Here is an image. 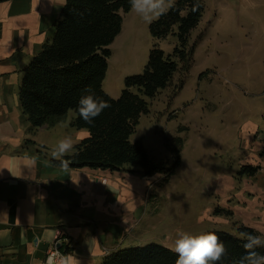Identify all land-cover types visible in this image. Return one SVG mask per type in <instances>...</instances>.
Here are the masks:
<instances>
[{"label":"rangeland","instance_id":"1","mask_svg":"<svg viewBox=\"0 0 264 264\" xmlns=\"http://www.w3.org/2000/svg\"><path fill=\"white\" fill-rule=\"evenodd\" d=\"M217 1L219 6L208 5L213 15L191 71L176 74L170 87L148 100L150 113L133 135L152 158L169 166L179 159L175 174L168 179L161 174L158 183L166 204L160 216L166 237L180 224L181 231L194 235H238L245 226L264 237V0ZM120 14L123 30L109 47L103 83L114 99L126 77L143 73L155 44L166 55L177 45L173 33L153 39L150 24L140 18L131 33L128 22L135 14ZM200 34H191L190 43ZM181 82L183 88L176 90ZM243 166L260 170L254 177L241 176Z\"/></svg>","mask_w":264,"mask_h":264},{"label":"crops","instance_id":"2","mask_svg":"<svg viewBox=\"0 0 264 264\" xmlns=\"http://www.w3.org/2000/svg\"><path fill=\"white\" fill-rule=\"evenodd\" d=\"M202 1V19L191 32L193 37L201 31L193 41L194 62L202 31L213 15L208 5L219 6L217 0ZM64 5L65 0L0 3V264H45L58 230L71 239L69 254L78 264H100L114 252L149 243L172 250L181 224L164 236L161 174L56 166L50 151L57 140L71 135L77 146L90 136L88 130L72 127L73 111L60 122L33 130L23 114V71L53 38ZM138 19L135 14L128 22L131 33ZM131 141L140 140L132 136Z\"/></svg>","mask_w":264,"mask_h":264},{"label":"trees","instance_id":"3","mask_svg":"<svg viewBox=\"0 0 264 264\" xmlns=\"http://www.w3.org/2000/svg\"><path fill=\"white\" fill-rule=\"evenodd\" d=\"M8 1L11 0L0 3ZM197 3L199 7L193 11ZM121 12H130L128 0H65L53 38L23 71L19 87L21 109L32 130L60 122L70 111L75 113L72 127L88 130L90 136L76 146L77 155L65 157L71 160L70 169L131 174L140 170L146 176L165 174L168 179L175 174L179 159L169 166L167 161L152 158L144 144L132 142L131 137L142 116L150 113L148 100L170 87L176 74L188 75L192 69L196 43H190V35L202 19L204 4L202 0H176L171 10L149 25L153 39L164 40L173 33L177 45L171 55H166L155 44L143 73L126 77L121 95L114 99L104 91L103 83L111 57L109 47L122 30ZM182 88L181 82L176 90ZM89 91L110 105L92 124H86L75 112L79 98ZM52 163L60 166L59 161ZM259 170V166H243L239 175L254 177ZM210 232L218 235L226 248L216 264H240L245 255L244 241L229 232L206 233ZM240 232L257 236L245 226L237 229ZM257 251L264 253V248ZM177 258L171 249L151 243L121 249L106 256L100 264H175Z\"/></svg>","mask_w":264,"mask_h":264},{"label":"clouds","instance_id":"4","mask_svg":"<svg viewBox=\"0 0 264 264\" xmlns=\"http://www.w3.org/2000/svg\"><path fill=\"white\" fill-rule=\"evenodd\" d=\"M128 3L130 11L146 24H151L175 6V0H128ZM198 7V3L194 4L192 10L195 11ZM108 107L110 105L106 101L89 91L88 94L79 98L75 112L86 124H92L95 118ZM77 154L76 141L71 135L58 139L50 151L52 159L59 161L63 169H68L71 164V160L65 157ZM238 238L244 241L245 249V255L241 258L240 264H264V253L257 251L264 248V237L240 232ZM172 251L178 256L175 264H216L226 253V248L215 233L194 235L181 231L178 233ZM45 264H78V261L75 256L61 253L57 249L48 257Z\"/></svg>","mask_w":264,"mask_h":264},{"label":"built area","instance_id":"5","mask_svg":"<svg viewBox=\"0 0 264 264\" xmlns=\"http://www.w3.org/2000/svg\"><path fill=\"white\" fill-rule=\"evenodd\" d=\"M72 246V241L64 230H58L55 241L50 245L45 262L48 260L50 255H53L58 249L59 252L69 254L68 249Z\"/></svg>","mask_w":264,"mask_h":264}]
</instances>
